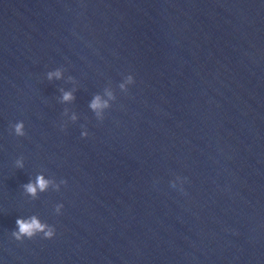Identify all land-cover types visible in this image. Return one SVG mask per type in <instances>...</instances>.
Here are the masks:
<instances>
[{
    "label": "water",
    "instance_id": "95a60500",
    "mask_svg": "<svg viewBox=\"0 0 264 264\" xmlns=\"http://www.w3.org/2000/svg\"><path fill=\"white\" fill-rule=\"evenodd\" d=\"M0 264H264V89L220 0H0Z\"/></svg>",
    "mask_w": 264,
    "mask_h": 264
},
{
    "label": "clouds",
    "instance_id": "9594fccd",
    "mask_svg": "<svg viewBox=\"0 0 264 264\" xmlns=\"http://www.w3.org/2000/svg\"><path fill=\"white\" fill-rule=\"evenodd\" d=\"M53 77L60 78L61 72L56 71L54 73L48 74L49 79H52ZM127 82L130 84H134L135 83L134 77L129 76ZM120 87L122 89H124L125 84H121ZM108 94H109V96L112 95L111 93H108ZM73 99H74V96L71 92H64V94H63V100L64 101H71ZM107 106H108L107 102L102 101L99 96H96L95 99L90 104V107L94 111H96L98 115H99V110H101ZM75 119H76V117L73 116V120H75ZM14 129H15V134L17 136H25L26 135L25 124L23 121L16 123L14 125ZM88 135H89L88 131L82 132L83 137L86 138V137H88ZM17 163H18L19 167H23L22 161H18ZM50 183L51 182L49 180H46L41 175L37 178L36 182L26 184V185H24V188L27 191V193H29L30 195L36 196L38 191H45L48 188ZM63 183L67 184V181L64 180ZM172 186L175 187V182H173ZM63 208H64L63 204H58L56 207V213L61 214ZM16 224L18 226V231H14L12 233V235L18 241H23L25 238L33 239L40 234H43V237L45 239H52L56 235V229L54 226H50L46 223L41 222L40 219L36 216H32L28 219L19 218V219H17Z\"/></svg>",
    "mask_w": 264,
    "mask_h": 264
}]
</instances>
